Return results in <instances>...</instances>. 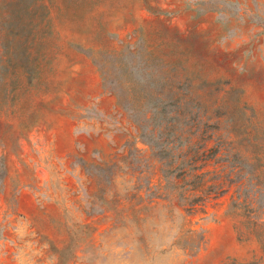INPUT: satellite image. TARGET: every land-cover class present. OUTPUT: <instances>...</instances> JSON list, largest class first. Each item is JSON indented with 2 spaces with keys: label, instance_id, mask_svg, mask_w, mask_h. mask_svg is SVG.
I'll use <instances>...</instances> for the list:
<instances>
[{
  "label": "rangeland",
  "instance_id": "rangeland-1",
  "mask_svg": "<svg viewBox=\"0 0 264 264\" xmlns=\"http://www.w3.org/2000/svg\"><path fill=\"white\" fill-rule=\"evenodd\" d=\"M0 264H264V0H0Z\"/></svg>",
  "mask_w": 264,
  "mask_h": 264
}]
</instances>
